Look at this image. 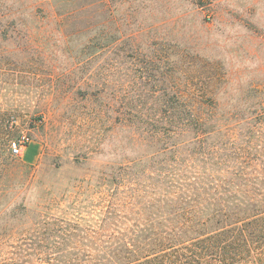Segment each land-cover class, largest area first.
<instances>
[{
  "label": "rangeland",
  "instance_id": "rangeland-1",
  "mask_svg": "<svg viewBox=\"0 0 264 264\" xmlns=\"http://www.w3.org/2000/svg\"><path fill=\"white\" fill-rule=\"evenodd\" d=\"M169 108L236 141L264 127V0H0V160L29 138L0 174V264L144 219L146 126Z\"/></svg>",
  "mask_w": 264,
  "mask_h": 264
},
{
  "label": "trees",
  "instance_id": "trees-1",
  "mask_svg": "<svg viewBox=\"0 0 264 264\" xmlns=\"http://www.w3.org/2000/svg\"><path fill=\"white\" fill-rule=\"evenodd\" d=\"M157 115L146 141L150 161L159 158L161 167L146 168L145 218L124 227L109 222V211L99 238L81 242L98 249L37 255L40 264H264V127L236 141L221 134L228 127L212 113L169 108ZM216 133L221 139L209 143ZM5 140L0 174L12 163Z\"/></svg>",
  "mask_w": 264,
  "mask_h": 264
},
{
  "label": "built area",
  "instance_id": "built-area-1",
  "mask_svg": "<svg viewBox=\"0 0 264 264\" xmlns=\"http://www.w3.org/2000/svg\"><path fill=\"white\" fill-rule=\"evenodd\" d=\"M29 138L25 133H21L18 138L11 143L10 145V154L11 156H21L23 151L27 148Z\"/></svg>",
  "mask_w": 264,
  "mask_h": 264
}]
</instances>
